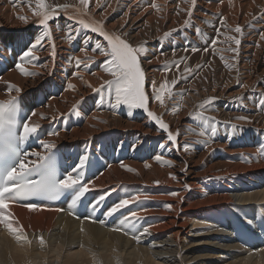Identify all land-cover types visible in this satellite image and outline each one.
<instances>
[{
  "label": "bare ground",
  "instance_id": "6f19581e",
  "mask_svg": "<svg viewBox=\"0 0 264 264\" xmlns=\"http://www.w3.org/2000/svg\"><path fill=\"white\" fill-rule=\"evenodd\" d=\"M138 1L141 2L139 10L133 7ZM148 1L151 4H147ZM47 3L69 5V8L58 19L49 22L52 40L42 41L43 47L34 53L38 59H26L24 62L28 72L38 75L25 76L15 69L18 56L34 41V37H31L33 32L29 36L25 32H18L12 38H8L6 32H0V99L5 98L3 101H7L20 96L24 100L28 98L30 102L36 99L32 105L26 104L23 120L35 110L37 114L31 117L32 121L46 126L39 130L44 136L43 141L53 143L55 148L62 147L57 143L61 140L66 139L73 144L78 140L75 147L80 154L66 152L67 160L73 171L79 158L84 154L89 155L84 179L89 185L88 193L92 200L105 197L96 208L99 215L94 217L96 221L104 220L105 223L84 219L91 214L80 215L81 219L76 220L41 205L35 210L11 205L9 211L13 214V227L22 226L27 241L17 240L15 234L0 224V264H264V252H257L261 250L258 240L254 239V249L257 251L248 249L242 243L246 239H239L233 230L241 219H257V224L264 223V107L258 104L264 93V40L261 39L264 35V0H202L203 5L195 7L191 16L185 11L190 7V2L186 3L185 0L177 4L170 0H133L131 4L120 0H89L86 10L82 9L80 0H47ZM153 5H157L159 10ZM34 7L35 0H0V26L10 29L32 26L37 31L36 39L43 29L31 10ZM77 9L87 12L85 19L102 23L110 34L120 35L134 46L146 49L151 46L144 45V42L160 38L183 26L182 34L169 37V51L160 54V44L157 47L159 55L146 59L145 56L149 54L147 51L146 55L141 56V64L147 77L146 90L149 92L150 81H155L159 87L165 79L171 82L172 78L181 75L185 64L193 68L192 75L181 80L179 87L173 89L174 93H184L182 100L178 95H174L171 100L166 96L163 107L158 102L150 101V110L161 116L171 131L179 132V145H195V149H189L187 156V152L177 150L166 141V133L158 130L154 122L147 116L143 117V114L146 115L143 110H129L123 105L114 110L99 103V94L94 89L99 88L110 76L103 71L105 58L93 53L91 47L97 40L106 42L97 34L87 31L80 32L74 40L67 39L66 25L78 27L74 20L68 19L76 14ZM20 16L26 17L27 21L19 19ZM222 18H226L225 27L220 25ZM185 21H190V26L185 25ZM237 25L243 29L242 35L232 30ZM196 27L200 29L199 33ZM217 29L220 32L219 42L213 50L210 45L217 35ZM85 36L92 37V42L87 46L83 44ZM228 36H236L241 40L238 54L226 50L236 47L226 40ZM160 40L161 43L164 41ZM245 40L250 42L245 43ZM172 41L178 43L177 46ZM53 42L56 50L54 58L51 55ZM85 47L89 49L87 52L84 51ZM205 47L209 48L208 52L202 51ZM192 48L200 51L192 52ZM241 49L246 50L247 54H242ZM70 57H79L89 67L81 65L79 75L73 76L69 72ZM184 57L187 60L180 64L178 72L175 68L177 61L173 59L180 62ZM56 61L59 66H56ZM159 62L163 66L168 65L171 71L152 70L151 64ZM197 65L203 67L197 69ZM55 66L56 78L47 85L41 83V74L51 72ZM69 83L75 86V90L68 88ZM7 84L15 85L22 91L9 93L6 91ZM26 88L30 90L23 91ZM227 91L231 95H238L222 102L220 98L224 99ZM213 97L215 100L205 105L206 110L199 107ZM74 106L79 115L59 118V113H71ZM201 111L220 122L216 135L207 144L203 143L207 136L199 135L202 122L194 118ZM41 114L58 118L42 119ZM238 117L247 119L240 120ZM143 122H148V126L154 124V131L145 128ZM233 124L237 126L235 132L230 127ZM132 129L153 132L156 136L136 135L131 132ZM59 130L58 136L46 134V131ZM109 135L113 136L106 138ZM128 135L131 137L125 142ZM161 143L167 146L161 148ZM157 155L165 161H171V165L156 161ZM206 157H211L215 162L204 168L203 159ZM121 164L125 167H121ZM127 168L134 171H128ZM181 169L186 170V175L176 174ZM232 171H247L252 182L246 184L245 175L232 180L224 178L225 173ZM208 172H212L215 178L197 180ZM142 186L147 189L144 190ZM190 187L192 191H189ZM118 191L120 197L116 195ZM169 192L176 193L181 201L178 200L176 204L165 203L171 199ZM206 195L208 197L204 198ZM134 196L139 199L110 217L104 215L121 199ZM220 198H223L220 202H234L235 199L237 203L218 209H203L215 205ZM239 203L251 208L241 209L234 214L237 222L227 224V221L231 223L234 220L231 216L234 212H230V207L236 209ZM189 210H192L191 217L185 214ZM132 211L141 217L136 222L137 228H149V233L142 236L139 243L130 234L112 230L113 227H119L123 217ZM219 213L226 215L227 219L224 220ZM167 215L170 218L165 220ZM191 221L217 224L209 230L230 234L231 245L228 247H236L239 251L231 254L232 260L226 262L222 254L216 251L221 246L213 239H200L199 233L193 231ZM170 228L173 232L168 235ZM164 229L168 231L159 234ZM41 236L43 244L39 240ZM164 236L167 238L164 239ZM164 241H170L175 247L156 248ZM193 246V250L187 251Z\"/></svg>",
  "mask_w": 264,
  "mask_h": 264
},
{
  "label": "snow or ice",
  "instance_id": "6c2138e0",
  "mask_svg": "<svg viewBox=\"0 0 264 264\" xmlns=\"http://www.w3.org/2000/svg\"><path fill=\"white\" fill-rule=\"evenodd\" d=\"M185 2H190V7L185 11H187L188 16H191L196 6V0H185ZM220 2H222V0H220ZM80 5L82 9L86 10L89 5V0H80ZM29 6L31 7V4H29ZM153 7L159 10L157 5H153ZM68 8L69 5H51L47 3V0H35V7L31 8V10L37 17V23L41 26L43 31L41 35L18 56L15 69L21 74L25 76L38 75V73L28 72L24 67V62L26 59L30 61L38 59L34 53L43 47L42 41L45 39L52 40V29L49 22L58 19L61 13L67 12ZM85 16H87L86 11L77 9L74 16L68 17L69 20H74L75 25L78 27L66 25L67 39L70 41L74 40L80 32L87 31L97 34L106 42L102 43L97 40L91 47L93 53H97L105 58L103 62V71L110 76V79L104 80L99 88L94 89V91L99 94V103L102 106L107 105L114 110L120 108L122 105L126 106L129 110H143L147 118L158 126V130H162L166 133L167 142L175 146L177 150L188 152L190 145L178 144L179 132L177 131L174 133L171 131L169 124L166 123L161 116L157 115L156 112L150 110V101L158 102V104L163 107L165 105L166 96L171 100L174 95H178L182 100L184 93H174L173 88L181 80L188 79V76L192 75L194 71L193 68L185 64L181 75L172 79L171 82L165 79L159 87H157L155 81H150L151 92H149L146 90L145 85L147 77L141 64V56L146 54L147 49L143 46H134L120 35L110 34L104 29L102 23L91 19H85ZM18 18L27 21L26 17L20 16ZM185 25L190 26V21H185ZM220 25L221 27L226 26V18L221 19ZM172 31L177 30L173 29ZM233 31L241 35L243 34V29L239 25H237ZM197 32H200L199 28H197ZM171 35V32L165 33L164 38L167 39ZM219 36L220 32L219 29H217V35L211 40L210 45L213 50L216 49ZM261 39L264 40V35L261 36ZM91 40V36H85L83 44L87 46ZM226 40L236 45V47H228L226 50L238 54L241 40L236 36H228ZM51 49V55L54 58L56 55L54 42L51 45ZM88 50L87 47L84 48L85 52ZM191 51L196 52L200 51V49L192 48ZM202 51L208 52L209 48L205 47ZM221 59H224V57L221 56ZM71 60H75L78 69L81 65H83L84 68L89 67V64L79 57H70V62ZM186 60L187 57H184L180 62L175 64V68L178 72L180 71V64L184 63ZM148 62L151 63V61ZM202 67L203 65L196 66L197 69ZM164 70L171 71V68L165 65ZM184 73L188 75H184ZM77 75H79V73H77ZM80 78L82 79L83 77ZM243 86L246 87V85ZM89 87H91V85H89ZM68 88L75 90V86L70 83L68 84ZM6 91L10 93L11 91L20 92L22 90L15 85L7 84ZM214 100V97L210 98L199 107L205 109V105L211 104ZM258 104L264 107V93L261 94V99L258 101ZM176 107L178 108L179 105ZM175 110L174 108L173 111ZM19 113V101L15 97H11L7 101H0V224L4 225L5 228L15 234L17 240L23 239L27 241V235L24 233L22 226L17 225L13 227V221L11 219L13 214L9 211L10 202H27L24 203L23 206L30 210H35L40 206L28 202L31 201L32 198L45 197L49 199H58L62 195L67 194L70 198V206L74 209L78 202L85 196L86 192L90 190L89 185L84 182V170L88 164L89 155H82L79 158L78 165L71 173H66L63 178H58L51 155H43L40 152H29L22 147V145L26 144L30 139H35L47 151L55 147L53 143H46L39 139L38 134L42 126L39 123L33 122L31 119V117L35 116L37 113L33 110L23 121L19 118ZM72 114L79 115L75 106L71 113H59L58 116L62 119ZM41 118L56 120L58 117H46L41 114ZM194 118L202 122L203 127L199 135L202 137L207 136V139L203 141V143L207 144L208 141L216 135L218 130L217 125L220 122L214 117L205 116L203 111L196 113ZM237 119L246 120L247 117H238ZM230 127L234 132L237 130V126L234 124L230 125ZM49 135L58 136L59 132H50ZM166 146L165 143L160 144L161 148H165ZM262 150H264V146H262ZM30 157H35V159H30ZM155 160L168 165L172 163L171 161L163 160L159 155L155 157ZM121 167H125V165L121 164ZM127 170L134 171L131 168H127ZM37 176L39 177L38 179L33 178ZM172 178L175 179L174 176ZM185 187L187 188L188 186L186 185ZM172 195H176V193H172ZM103 199H105V197L101 196L91 205L93 212H95L97 206H99ZM137 199H139L138 196L121 199L108 209L104 215L110 217ZM167 207L170 208L171 206L168 205ZM56 211L63 210L56 209ZM71 214L75 216L74 211H72ZM84 219L100 224L105 223L104 220L96 221L93 216L84 217ZM140 219L141 217L138 213L132 211L123 217L119 227H113L112 230L124 232L126 235L130 234L132 238L139 243L141 242V237L149 233L148 227H143L142 229L137 228L136 222ZM126 229L127 231H125ZM39 240L41 244L44 243L42 236Z\"/></svg>",
  "mask_w": 264,
  "mask_h": 264
},
{
  "label": "rangeland",
  "instance_id": "374dc122",
  "mask_svg": "<svg viewBox=\"0 0 264 264\" xmlns=\"http://www.w3.org/2000/svg\"><path fill=\"white\" fill-rule=\"evenodd\" d=\"M122 3H128V4H131V2H133V0H120ZM173 4H177V3H179L181 0H170ZM141 2L140 1H138V2H136V5L135 6H133L135 9H140L139 8V4H140ZM147 4H151V1H148L147 2ZM203 5V3H202V0H196V8H198L199 6H202ZM195 15V13H193V16ZM134 26H137V24H135ZM245 27H246V24L244 25ZM198 27V26H197ZM197 27H196V29H197ZM247 28V27H246ZM182 29H183V26H180L179 28H177L176 30L177 31H170L171 33H172V35H176V34H179V33H181L182 34ZM234 28H232V30H233ZM0 32H6L7 33V36H8V38H12L16 33H18V32H25V33H27V35L26 36H29L30 35V32H33V35L31 36L33 39L32 40H35V37L37 36V31H35L33 28H32V26L31 27H29V26H26V27H21V28H15V29H10L9 27H7V26H0ZM160 39H162V40H164V41H162V43H161V40ZM92 42V41H91ZM247 42H250V41H248V40H245V43H247ZM172 43L174 44V46H177V44L178 43H176L175 41H172ZM144 45H146V46H151V48L150 49H147V51H148V55L147 56H145V58L146 59H149L150 57H154V56H156V55H159V53L160 54H163V53H166L167 51H169L170 49H171V45H170V40H169V37L167 38V39H165L164 38V36H160V38L158 37V38H155V39H153V40H150V41H146V42H144L143 43ZM161 44V45H160ZM159 45L162 47L161 48V50L159 51V53L157 52L158 50H157V47H159ZM240 52L242 53V54H244V53H246L247 54V51L246 50H243V49H241L240 50ZM147 53V52H146ZM146 55V54H145ZM173 60H176L177 61V63L179 62L177 59H173ZM56 63V66H59V63H58V61H56L55 62ZM163 63H161V62H159V63H152L151 64V69L152 70H154V71H156V72H163L164 71V66L162 65ZM56 66H55V68L51 71V72H49V73H45V74H41V76H42V78L39 80L41 83H45L46 85L48 84V83H50L51 82V80H54L55 78H56V73H57V68H56ZM78 71H79V69L76 67V64H75V61H72V62H70L69 61V72L73 75V76H77V73H78ZM178 76H175L174 78H172V79H175V78H177ZM181 82V81H180ZM180 82L178 83V84H176L175 85V87L174 88H176V87H179V84H180ZM240 83V82H239ZM239 83L236 85V86H238L239 85ZM236 86H235V88H236ZM173 88V89H174ZM237 89V88H236ZM30 90V88H26V89H24L23 91H29ZM240 91V90H239ZM238 94L237 93H235V94H230V92L229 91H227L226 92V94H225V96H224V99H221L220 98V100L222 101V102H226L227 101V99H228V97H232V96H237ZM38 99H42V98H38ZM48 100H50V99H48ZM47 100V101H48ZM206 116V115H205ZM143 117H146V115L145 114H143ZM143 124H144V126H145V128H150L152 131H154V124L152 125V126H148V122H143ZM42 127H45L46 128V126L45 125H41ZM45 128H44V130H45ZM71 129H69L68 131H70ZM58 132H60V130L58 131ZM131 132H133V133H135L136 135H141V134H144V135H148V136H156L153 132H149V133H145L143 130H141V129H132L131 130ZM50 132H48V131H46V134H49ZM113 135H109V136H107L106 138H109V137H112ZM129 137H131V135H128V136H126L125 137V139H124V141L126 142L127 140H128V138ZM80 140H85V139H80ZM119 140H122V139H119ZM60 146H62L63 148H64V150H65V152H69V153H72V154H75V155H77V154H80L79 153V151L76 149V147H75V144H78V140L76 141V143L75 144H73V143H71L70 141H67L66 139L65 140H61L60 142H57ZM97 146V145H96ZM195 145H190V149L191 150H193V149H195V147H194ZM189 154V152H187L186 153V156ZM189 162H191V160L189 161ZM188 162V163H189ZM203 162H204V168H206L207 166H209V165H211V164H213L214 162H215V160H212V158L211 157H206L205 159H203ZM188 163L186 164V166L188 165ZM247 164V163H246ZM174 166V165H173ZM186 170H182L181 169V171H179L178 173L176 172V174L177 175H181V176H184V175H186ZM239 175H245L246 176V181H245V183L246 184H250L251 182H252V179L250 178V176H249V174L247 173V171H232V172H229V173H225L224 174V178H226V179H228V180H232V179H237V177L239 176ZM215 178V175L212 173V172H208V173H206V174H204V175H202V176H199L198 178H197V180L198 179H204V180H210V179H214ZM220 179H222V178H220ZM143 187V189L144 190H146L147 189V187L146 186H142ZM189 191H192V188L190 187L189 188ZM218 191V190H217ZM172 193H174V192H169V194L171 195L170 197H171V199H169V201H164L165 203H167V204H170V203H174V204H176L177 202H178V200L179 201H181V199L180 198H178V195H172ZM203 195H205V193L203 194ZM208 196L206 195V196H204V198H207ZM223 198H220L218 201V203H216L215 205H208V206H206L205 208H203V209H210V208H222V207H224V206H228V205H234V204H236L237 203V201L234 199V202H229V201H225V202H220L221 200H222ZM183 202V201H182ZM186 204V203H185ZM194 210V209H193ZM182 211H186V210H182ZM192 211V210H191ZM191 211L189 210V212H187V213H185L186 215H188V216H190L191 217ZM171 213H172V211H171ZM219 215H221L223 218H224V220H226L227 219V216L226 215H222L221 213H219ZM165 218V220H168L169 218H170V215H167V216H165L164 217ZM243 220V222H245V220L244 219H242ZM191 225H192V229H193V231H196V232H198L199 233V235H198V237L200 238V239H213L214 240V242H216V244H218V245H220L221 247H219V248H217V250L216 251H218L220 254H222V258L226 261V262H229V261H231L232 260V256H231V254H233V253H235V252H238L239 251V249L238 248H236V247H232V248H230V247H228V245H231L230 244V242H229V237H230V234H228V233H223V234H219V233H216V232H214V231H211V230H209V229H211V228H213V227H216L217 226V224H215V223H208V222H202V223H199V222H196V223H193V221H191ZM168 230H171V232H168V235H170V234H172V232H173V229H168ZM168 230H162V231H159V234H161V233H164V232H167ZM175 230V229H174ZM164 239L165 238H167V236H164L163 237ZM191 238H195V236H191ZM170 246H173V247H175V245H172L171 243H170V241H164V242H161V243H159L157 246H156V248H165V249H168V248H170ZM211 246H206V248H210ZM195 247L193 246V247H189V248H187V251H190V250H193Z\"/></svg>",
  "mask_w": 264,
  "mask_h": 264
}]
</instances>
